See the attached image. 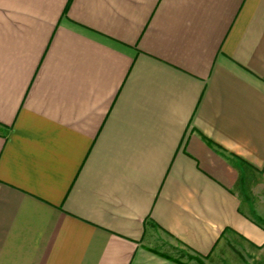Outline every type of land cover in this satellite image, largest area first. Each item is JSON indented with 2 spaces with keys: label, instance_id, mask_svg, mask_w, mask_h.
Listing matches in <instances>:
<instances>
[{
  "label": "crops",
  "instance_id": "crops-1",
  "mask_svg": "<svg viewBox=\"0 0 264 264\" xmlns=\"http://www.w3.org/2000/svg\"><path fill=\"white\" fill-rule=\"evenodd\" d=\"M0 264H264V0H0Z\"/></svg>",
  "mask_w": 264,
  "mask_h": 264
}]
</instances>
